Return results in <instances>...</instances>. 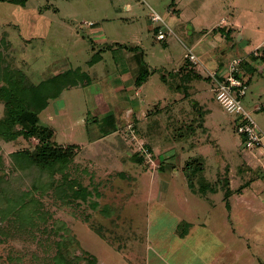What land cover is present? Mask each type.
Masks as SVG:
<instances>
[{
	"label": "rangeland",
	"instance_id": "obj_1",
	"mask_svg": "<svg viewBox=\"0 0 264 264\" xmlns=\"http://www.w3.org/2000/svg\"><path fill=\"white\" fill-rule=\"evenodd\" d=\"M19 2H0L8 72L19 71L25 87L52 83L50 91L65 72L83 73H70L68 86L47 96L36 135L0 138V177L15 193L0 203L8 234L0 235V264H53L64 228L74 242L60 252L69 264L80 250L81 264H264V155L242 145L207 75L222 77L243 58L242 104L264 130V61L247 58L263 52L264 0ZM125 3L139 8V22L123 21L133 17ZM154 12L165 24L162 41L155 29L162 23L148 18ZM119 74L123 90L113 94ZM187 75L189 93L178 91ZM6 82L0 100L14 102ZM49 131L50 145L75 146L71 161L42 169L13 160L18 152L36 159ZM82 189L85 201L72 194Z\"/></svg>",
	"mask_w": 264,
	"mask_h": 264
},
{
	"label": "trees",
	"instance_id": "obj_2",
	"mask_svg": "<svg viewBox=\"0 0 264 264\" xmlns=\"http://www.w3.org/2000/svg\"><path fill=\"white\" fill-rule=\"evenodd\" d=\"M9 0H0V2H5ZM11 3H14L12 1ZM20 4L24 5L26 3V0H20ZM260 50V49H259ZM263 51V52H262ZM262 54L259 53L258 56L250 55L252 59H255L256 57H259L262 61H264V49H262ZM245 64V60H243ZM247 67H249V64H245ZM243 67V65H242ZM241 67V68H242ZM249 69V68H247ZM250 70V69H249ZM66 74H63L61 78L57 81L56 85L52 87V90L48 88L52 83L50 84H44L41 83L38 86H34L33 84H29V86L25 87L24 80L22 81L21 73L17 70H13L11 72H8L7 64L4 63L3 56L0 54V80L5 79L6 85L8 86L7 89H9V93L12 94L15 98L14 102L7 101L3 97L1 98V102L4 107V124H0V138L4 140L9 139H15L14 137H22L24 139H28L30 137H33L36 135L37 132V123H38V114L40 111L45 109L46 107V98L47 96H55L59 94L66 86L67 84L71 82L72 78L69 76L71 73L73 78L76 75L77 77L81 76L83 72H81L80 69L76 71H67ZM180 83L176 87L179 91V87L182 86L183 90H185L186 93L188 92V89L191 85L189 83V76H186V79L180 78ZM60 80L62 82H60ZM139 80L136 81V83ZM23 83V84H22ZM54 84V83H53ZM64 84V86H63ZM190 84V85H189ZM49 89L50 92H48L46 89ZM188 88V89H186ZM182 89V88H181ZM29 92V93H28ZM185 94V96H187ZM29 94V99L26 100V95ZM55 94V95H54ZM190 95V94H189ZM192 105V109L195 112H198V114L202 115V112L206 114V109L201 108L199 106L196 107L197 103L193 102L190 103ZM208 111V110H207ZM172 115V114H171ZM200 115V116H201ZM17 127L20 128V131L18 132H12L11 129ZM190 129V128H189ZM183 131V130H182ZM181 131V132H182ZM179 131V133L176 135V139L180 140L183 137V134ZM236 133V130H235ZM237 134V133H236ZM238 135V134H237ZM239 136V135H238ZM240 137V136H239ZM243 138V137H242ZM55 143L53 140V134L52 132H47L46 134H43L40 139V148L38 151V154L36 156V159L30 158V156L26 152H18L16 153L13 160L17 158V161L21 158L24 164L26 162L35 164L39 166L42 169L45 168H51L56 162L58 161H71L74 158V153L72 149L75 146H70V148H61L55 144L50 145L51 142ZM50 142V143H49ZM243 142V140H242ZM148 151L149 149L146 148ZM143 160V156H140V161ZM13 165H18L14 164ZM190 168L192 165L189 163L187 164ZM190 165V166H189ZM21 168L22 166L19 165ZM14 191L10 188H8L7 183H5L2 178L0 177V203L1 201H4L6 199L12 198L14 196ZM74 197H77L78 199H81L83 201L86 200V191L84 189L80 191H75ZM88 195V193H87ZM91 229L93 231H96L93 226H91ZM55 235H59L60 230L59 228L56 229ZM4 234V235H3ZM63 235L60 237V240L58 242H55V248L58 251V254L53 259V264H69L66 259V253H60L61 250H69L73 245L74 242L72 240V236L70 235V231L67 228H64ZM0 235L7 236L8 234L6 232H3L0 230ZM78 254V257H75L72 259L73 264H81V261H84V256L87 254L86 252L80 250ZM93 260L91 262H88V264H93Z\"/></svg>",
	"mask_w": 264,
	"mask_h": 264
},
{
	"label": "built area",
	"instance_id": "obj_3",
	"mask_svg": "<svg viewBox=\"0 0 264 264\" xmlns=\"http://www.w3.org/2000/svg\"><path fill=\"white\" fill-rule=\"evenodd\" d=\"M150 19L156 26H159L158 22L162 23V26L157 28L156 38L159 41L164 40L166 33L164 29L165 24L155 12L151 13ZM88 25H91V23ZM170 33L171 31L168 29L167 34ZM186 58L190 64H198V57L192 50H189ZM242 62L243 60L240 58L232 60L224 73L225 75L222 77L218 76L216 71H210L207 75L213 82L211 90L216 101L225 112L234 117V128L243 140L242 145L248 149H255L264 155V130L257 125L251 113L242 104V100L248 89V84L241 78ZM257 110H259V107L254 108V111ZM132 139L134 138L132 137ZM140 150L142 154L150 155L146 148L143 147Z\"/></svg>",
	"mask_w": 264,
	"mask_h": 264
},
{
	"label": "crops",
	"instance_id": "obj_4",
	"mask_svg": "<svg viewBox=\"0 0 264 264\" xmlns=\"http://www.w3.org/2000/svg\"><path fill=\"white\" fill-rule=\"evenodd\" d=\"M124 9H125V11L126 12H129V14H131V15H133V17L132 18H130V17H128V18H123L124 20L123 21H128V20H130V21H135V22H139V18L141 17V15H142V13L141 12H139V8H137V7H135V6H133L132 4H130V3H125L124 4ZM150 15H151V13L150 14H148V18L150 19ZM88 26H92V25H88ZM158 27H156L155 29L156 30H158L157 29ZM183 28V27H182ZM94 33H96V32H94ZM98 35L97 34H95L93 37L94 38H96ZM224 37V36H223ZM224 39L225 40H227L228 39V37H224ZM239 39H241V38H239ZM201 41V40H200ZM115 44H118V43H115ZM263 46L264 45H262V46H260V49H264L263 48ZM185 48H186V46H185ZM200 48H202L203 49V47H200ZM187 50V49H186ZM248 57H250V56H247V58ZM240 59H242L243 60V58H240ZM128 74H124V78H128L129 76H127ZM119 76L120 77H115L114 78V80L112 79V83H111V86H110V91H111V93H115V92H120L121 90H123V89H121V86H122V84H123V75L122 74H119ZM132 76V75H131ZM139 93H138V91H135V95H138ZM107 98V97H106ZM142 102V105L144 106L145 105V103H144V101H141ZM48 104V103H47ZM126 112H131V109H126L125 110ZM132 113V112H131ZM132 125V127H133V129H132V132H131V130H128V132H129V135H130V137H131V135L132 134H136L135 133V130H134V122H132L131 124H130V126ZM134 139H135V137H133Z\"/></svg>",
	"mask_w": 264,
	"mask_h": 264
}]
</instances>
